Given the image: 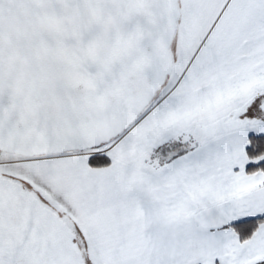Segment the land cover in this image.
<instances>
[{"label": "snow or ice", "instance_id": "6c2138e0", "mask_svg": "<svg viewBox=\"0 0 264 264\" xmlns=\"http://www.w3.org/2000/svg\"><path fill=\"white\" fill-rule=\"evenodd\" d=\"M0 264H264V0H0Z\"/></svg>", "mask_w": 264, "mask_h": 264}]
</instances>
